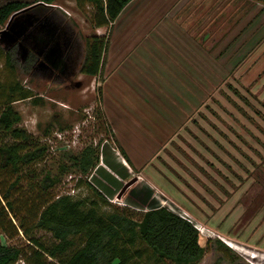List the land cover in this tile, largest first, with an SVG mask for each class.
Masks as SVG:
<instances>
[{
    "label": "rangeland",
    "instance_id": "rangeland-1",
    "mask_svg": "<svg viewBox=\"0 0 264 264\" xmlns=\"http://www.w3.org/2000/svg\"><path fill=\"white\" fill-rule=\"evenodd\" d=\"M9 1L15 0H0V6ZM149 1L131 22L113 24L114 29L93 27L92 6L76 0L39 8L46 21L36 14L12 19L21 32L0 45L18 47L20 71L30 52L36 56L32 69L19 76L34 97L13 106L21 126L48 147L37 168L56 173L59 164H68V154L98 146L99 162L82 182L71 171L52 195L99 200L101 212L125 210L134 219L165 206L189 216L202 246L218 238L243 261L264 264V6L253 0ZM54 22L75 40L67 76L39 65H49L41 54L54 46L57 30L47 34ZM92 35L114 38L96 77L80 72L85 39ZM108 63V96L118 128L103 103ZM6 78L0 62V79ZM27 183L11 196L29 223L41 196ZM7 230L0 225V244L27 248L21 231L13 236L11 226ZM34 234L45 244L52 241L44 230ZM218 255L209 245L199 264H229Z\"/></svg>",
    "mask_w": 264,
    "mask_h": 264
},
{
    "label": "trees",
    "instance_id": "trees-1",
    "mask_svg": "<svg viewBox=\"0 0 264 264\" xmlns=\"http://www.w3.org/2000/svg\"><path fill=\"white\" fill-rule=\"evenodd\" d=\"M56 1L6 2L0 6V31L13 13L30 6L13 19L23 14H36L33 17L38 18L44 15L39 8L52 7ZM76 1L92 6L89 21L93 27L111 28L132 0ZM253 1L264 6V0ZM109 43V37L102 35L85 39L81 73L92 77L102 73L103 56ZM18 52L14 45L7 48L0 45V62L9 76L0 79V225L5 232L11 226L13 236L21 231L29 244L26 249L0 244V264H16L21 260L24 264H199L209 245L219 254L218 261L249 264L221 239L209 238L202 246L198 229L165 206L152 207L134 219L125 210L101 212L99 200L76 199L68 193L52 195L63 175L71 171L80 175L78 183H81L82 177L97 166L100 151L98 146L87 145L77 154H68V164H59L56 173L51 169L37 168L44 162L48 147L21 126V115L13 106L16 101L34 97L19 76L32 69L36 56L30 52L20 71ZM121 152L132 164L127 153L123 149ZM3 175L7 180L1 178ZM25 179L28 180L27 186L37 188L41 196L29 223L25 217L19 216L11 196ZM88 186L101 196L90 184ZM13 221H18L17 226ZM6 222L9 226H5ZM34 230L48 232L52 241L49 244L40 241Z\"/></svg>",
    "mask_w": 264,
    "mask_h": 264
},
{
    "label": "flooded vegetation",
    "instance_id": "flooded-vegetation-1",
    "mask_svg": "<svg viewBox=\"0 0 264 264\" xmlns=\"http://www.w3.org/2000/svg\"><path fill=\"white\" fill-rule=\"evenodd\" d=\"M42 19H48L47 15H42ZM40 18V20H42ZM52 19V18H51ZM38 21V20H37ZM46 21V20H45ZM57 30L56 36H54V42L59 44L60 47V58L56 61H49L48 56L45 55V53H42L41 56L45 59H47L49 65H44L42 62L39 65L45 66V68L48 71H52L53 68L57 69L61 76H67L72 70L73 65V56L74 54V48H75V40L72 38V36L67 33L65 26L61 25L60 23L54 22L51 33L48 32V35H54L52 31ZM26 32L24 33V36H26ZM42 58V59H43ZM41 59V60H42Z\"/></svg>",
    "mask_w": 264,
    "mask_h": 264
},
{
    "label": "crops",
    "instance_id": "crops-1",
    "mask_svg": "<svg viewBox=\"0 0 264 264\" xmlns=\"http://www.w3.org/2000/svg\"><path fill=\"white\" fill-rule=\"evenodd\" d=\"M147 3H151V2L149 0H132V1H130L123 8V10L120 12V14L118 15V17L116 18V20L114 21L113 24H117L118 23L119 25L125 26L126 23L133 18V16H131V15L132 14H138L140 8L145 7V5ZM166 3H167L166 0H161L160 1V4H162V5H165ZM136 19L137 18H134L133 21L136 20ZM173 22H175L174 19H173L172 23ZM112 28L114 29L113 25H112ZM113 39L110 40V42L113 41ZM112 44H113V42H111V44L109 43V47H110V48L108 47L109 52L111 50V45ZM105 72H106V79L104 81L103 103H104V105H107L110 108V112H111V116H112L111 120H113L114 119V114H115V113H113V108L115 106V103H113L112 100H111V98L108 96L109 95V92H108V83H109V77L111 76V75H108V74L109 73H112L111 66L109 65V63H108V65L105 68ZM113 124H115L114 120H113ZM115 126H116V124H115ZM116 127L118 128V124H117Z\"/></svg>",
    "mask_w": 264,
    "mask_h": 264
},
{
    "label": "water",
    "instance_id": "water-1",
    "mask_svg": "<svg viewBox=\"0 0 264 264\" xmlns=\"http://www.w3.org/2000/svg\"><path fill=\"white\" fill-rule=\"evenodd\" d=\"M30 7V6H29ZM29 7L23 8L15 13H13L7 23L6 26L3 30L0 31V41H3L5 39L7 40H14L17 35H19V33L21 32L20 28H17L15 26L12 27V19L18 15L19 13L25 11L26 9H28ZM30 21H28L27 23H29ZM60 47L58 43H54V46L46 53V55L49 57L48 60L49 61H56V59L58 60L60 58ZM57 56H56V55ZM56 56V59H55ZM135 181V179L130 180L129 182H127L126 184L123 185L122 189L120 190V192L118 193V198L121 197V195L124 193V191Z\"/></svg>",
    "mask_w": 264,
    "mask_h": 264
},
{
    "label": "built area",
    "instance_id": "built-area-1",
    "mask_svg": "<svg viewBox=\"0 0 264 264\" xmlns=\"http://www.w3.org/2000/svg\"><path fill=\"white\" fill-rule=\"evenodd\" d=\"M70 194V193H68ZM176 213V212H175ZM178 214L179 216H181L182 218H185L187 219L189 222H191L196 228H197V225L189 218V216H187L186 214H181V213H176ZM198 229V228H197Z\"/></svg>",
    "mask_w": 264,
    "mask_h": 264
}]
</instances>
